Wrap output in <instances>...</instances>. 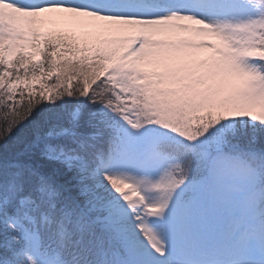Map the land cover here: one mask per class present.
<instances>
[{"label": "snow or ice", "instance_id": "snow-or-ice-1", "mask_svg": "<svg viewBox=\"0 0 264 264\" xmlns=\"http://www.w3.org/2000/svg\"><path fill=\"white\" fill-rule=\"evenodd\" d=\"M0 113V264H264V0H0Z\"/></svg>", "mask_w": 264, "mask_h": 264}, {"label": "trees", "instance_id": "trees-1", "mask_svg": "<svg viewBox=\"0 0 264 264\" xmlns=\"http://www.w3.org/2000/svg\"><path fill=\"white\" fill-rule=\"evenodd\" d=\"M0 119H2V113H0ZM14 146V142H11L7 147L12 148ZM4 150L3 146H0V152Z\"/></svg>", "mask_w": 264, "mask_h": 264}]
</instances>
